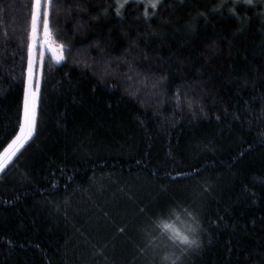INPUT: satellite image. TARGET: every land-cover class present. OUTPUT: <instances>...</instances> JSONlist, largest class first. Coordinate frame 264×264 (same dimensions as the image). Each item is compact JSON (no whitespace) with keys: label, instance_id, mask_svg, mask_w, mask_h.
<instances>
[{"label":"trees","instance_id":"1","mask_svg":"<svg viewBox=\"0 0 264 264\" xmlns=\"http://www.w3.org/2000/svg\"><path fill=\"white\" fill-rule=\"evenodd\" d=\"M31 3L0 0V152L41 82L34 136L0 172V264H153L149 229L196 227L189 208L185 264H264V0H55L84 55L36 49L29 72Z\"/></svg>","mask_w":264,"mask_h":264},{"label":"snow or ice","instance_id":"2","mask_svg":"<svg viewBox=\"0 0 264 264\" xmlns=\"http://www.w3.org/2000/svg\"><path fill=\"white\" fill-rule=\"evenodd\" d=\"M55 0H32L31 10H30V26L31 31L29 32V42L27 45L28 49V70L31 72L34 59H33V48L36 43V37L39 32L40 25H43L44 32V44L53 45L54 43V33L50 28L52 23V11L54 7ZM245 3L251 4L252 0H244ZM156 5L153 4V7ZM0 11H3L0 8ZM61 49L64 48L63 45L60 46ZM48 51L44 46L40 47V59L41 63H44L45 54ZM52 58L56 63H60L65 59L63 55H57L56 49L52 48ZM163 79V77H161ZM41 82L37 80L35 82V91H29L28 83L25 82L24 88V100L23 109L18 120V130H15V134L7 141V146L4 147L3 152H0V172H3L11 165L13 158L17 157V153L22 149L27 142H29L37 129V100L39 97ZM179 103L180 96L176 97ZM189 108H191V103H189ZM195 115V113H193ZM219 119V117H217ZM55 187V184H53ZM171 206L165 205L161 207L158 212H153V216H164L166 213H171ZM185 215L190 218L196 227H190L188 231H182L180 229L172 227L169 223L164 220H160L159 226H153L149 230L153 233L151 236V241L160 239V249H155V255L153 257V264H159L156 260V256L159 255L160 250L168 247H173L179 249L180 255L176 256L177 261L180 264H185L184 258L187 254L194 253L199 250L202 245L200 234L198 228H200L201 221L197 220L196 215L192 209H188ZM202 230V229H201ZM143 232V230H141ZM170 233V234H169ZM168 254H165L160 258L161 260H167Z\"/></svg>","mask_w":264,"mask_h":264},{"label":"rangeland","instance_id":"3","mask_svg":"<svg viewBox=\"0 0 264 264\" xmlns=\"http://www.w3.org/2000/svg\"><path fill=\"white\" fill-rule=\"evenodd\" d=\"M50 28L54 33L53 45H45L44 32L42 31V37H40L38 33V37H36V43L33 48V57L35 56L36 49H38L40 52V47L44 46L45 48L48 49L46 54H49L51 58H52V48L56 49L57 55H63L65 57V59L62 60L60 64L70 65L74 62L79 61L84 55L83 50L71 45V42L59 32V30L53 23L50 24ZM61 45L64 46L63 49H61L60 47ZM29 91L31 92L30 88Z\"/></svg>","mask_w":264,"mask_h":264}]
</instances>
